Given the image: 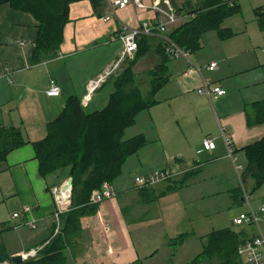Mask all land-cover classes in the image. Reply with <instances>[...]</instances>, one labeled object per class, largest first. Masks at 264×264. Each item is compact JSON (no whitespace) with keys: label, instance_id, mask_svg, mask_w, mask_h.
I'll return each instance as SVG.
<instances>
[{"label":"crops","instance_id":"0c3cea01","mask_svg":"<svg viewBox=\"0 0 264 264\" xmlns=\"http://www.w3.org/2000/svg\"><path fill=\"white\" fill-rule=\"evenodd\" d=\"M111 1L114 0L71 3L59 51L38 62L33 60L38 22L29 13L13 9L9 4L0 6V125L19 128L26 142L9 152L0 164V224L10 226L8 233L13 232L18 239L11 255L40 248L42 241L48 238L52 223L57 222L51 189L69 179L65 173L42 177L38 172L33 143L45 136L46 124L58 115L66 98L75 94L82 100L88 81L118 58L122 47L117 37L122 26L137 27L154 18V0H143L145 8H137L130 0L124 7H116L111 19L105 21ZM170 1L181 9L180 15L184 19L189 15L186 11L188 4L192 9L199 8V0ZM234 33L235 39L241 36ZM257 37L256 33L252 37L249 35L248 42L243 45L232 41L233 38L217 54L218 62L210 60L199 67L200 73L189 71L192 69L189 64L180 71H172L167 65L171 59L168 57V80L155 93L156 103L140 112L131 126L136 128L133 136L143 134L148 143L128 158L121 175L111 182L116 197L100 203L96 215L81 219L79 238L72 248L65 250L66 259L69 258L71 264H142L141 258L153 257L160 250L159 246L149 247L145 255L140 254V243L145 246L139 237L141 233L133 235L138 243L136 246L131 234V230H135L130 228L132 221L142 226L151 219L133 218L129 224L127 215L135 207L159 203L175 192L188 198L192 194L190 190L215 182V179L219 180L215 183L219 194V184L225 185L220 177L227 175L224 166L235 169L220 137V127L225 129L233 143L234 156L243 173L246 166L243 149L264 137V124L254 122L253 108L254 103L264 100V39L257 42ZM163 53L160 41L149 37L147 52L135 62L133 69L139 66L145 68L144 73L151 71L162 63ZM212 62L216 67L208 70L207 66ZM49 78H54L59 85L58 96L45 94ZM202 79L223 88L225 95L209 100L200 94L197 89ZM106 83L95 89L85 107L93 104L94 111L106 104L112 90L99 99ZM142 83L137 82L139 88L145 90L144 93L141 91L143 97H147L149 81ZM205 137L214 140L213 150L203 149L201 142ZM131 160L134 161L128 166ZM166 168L186 170L177 179L185 176L184 184L177 186L168 181L156 184L145 190L146 193H155L154 201L142 200L137 189L132 188L134 177ZM240 180L252 189L253 180L248 174ZM231 187L225 191H228L232 203L243 204L241 192L238 200L232 195L240 185ZM130 196L137 198L133 200ZM25 207L30 208L28 213L24 212ZM16 212L21 214L20 218L12 217ZM28 221H33V228L27 225ZM181 234L183 232L173 229L172 234H167L169 242L165 246ZM184 234L186 237L193 235L192 232ZM112 258L114 262H111Z\"/></svg>","mask_w":264,"mask_h":264},{"label":"trees","instance_id":"16d2710c","mask_svg":"<svg viewBox=\"0 0 264 264\" xmlns=\"http://www.w3.org/2000/svg\"><path fill=\"white\" fill-rule=\"evenodd\" d=\"M77 1L80 0H0V6L9 4L13 9L29 13L38 22L33 49V60L38 62L59 51L64 26L69 20V5ZM236 2L199 0V8L196 9L188 4L186 11L193 17L173 27L169 32L170 38L183 50L194 54L202 48L206 32L215 31L220 39L235 36L236 33L221 25L225 18L240 11ZM177 11L181 13V9ZM254 15L259 30L264 32V6L255 8ZM148 44L149 37L138 38L134 58L114 78V90L101 109L88 112L81 104V96L70 95L58 115L46 124L45 136L33 143L39 174L46 177L65 173L66 178H71V199L69 208L58 214V223H52L50 235L42 241L36 256L29 257L20 264H66L65 250L72 248L79 238L81 219L98 212L100 203L91 202L92 192L100 189L104 182L111 183L119 177L128 158L148 143L143 134L123 138L125 130L135 124L136 116L156 103L155 93L168 80V57L163 53L162 63L149 71L150 91L147 97H143L132 68L146 54ZM253 108L254 122L264 124V100L254 103ZM25 143L19 128L0 125V164L9 152ZM243 151L246 166L242 178L244 174H248L253 180L252 190H255L264 183V137L246 146ZM185 181L186 177L183 176L181 180L168 182L178 186ZM146 189L148 188L137 189L138 194L145 202H151L155 195L148 197L150 192L146 193ZM240 192L239 187L233 191L235 200L239 199ZM240 196L242 197L241 193ZM10 228L0 224V235ZM250 236L242 228L213 231L205 237L202 253L190 264L212 258H216L218 264H243L237 255V248ZM185 238L186 234H181L169 246H179ZM5 261L12 264L0 239V263Z\"/></svg>","mask_w":264,"mask_h":264},{"label":"rangeland","instance_id":"374dc122","mask_svg":"<svg viewBox=\"0 0 264 264\" xmlns=\"http://www.w3.org/2000/svg\"><path fill=\"white\" fill-rule=\"evenodd\" d=\"M236 1V3L240 6V11L225 18L222 22L221 27H228L232 32L240 33L239 35L241 36H237L239 38L236 39L234 38L236 35L231 37L230 39H220L215 31H209L205 33L202 39V48L195 54L190 53L185 59L183 57L171 58L167 62L168 67L172 71H180V69L185 68L188 64L190 66L193 65L199 68L207 64L210 60H216L218 62L217 54L222 50L224 45L233 38L235 40L232 41H239V45H243L245 41L248 42L249 35L252 37L254 33L258 35V37L256 38L257 42L264 39V34L259 30L254 15V9L264 6V0ZM83 59L84 57L82 58V60ZM132 59L133 58L129 57L123 58L118 66H115L114 64L111 67V74H109L107 76V79L105 80V82L107 81V83L99 93V99L103 94L109 92V90L113 91L114 87L112 83L114 78H116L123 71L128 63L132 61ZM231 63L232 62H230V64ZM133 68L132 71L135 76L136 82L140 84L142 82L149 81L150 75L149 72L144 73L145 68L139 66L135 69ZM139 68H143L144 70L140 69V71ZM203 73L204 72H202V74ZM136 74H138V76ZM140 88L144 93V88ZM92 105H90L89 107H85L86 111H92ZM139 126L140 123L137 127ZM135 129V127L127 128L124 132L123 138L127 139L132 137L134 134L133 131L135 132ZM132 161L134 160H131L128 166L133 163ZM235 165H240L239 160L235 161ZM224 167L225 168L223 169V171L225 172V174L227 172V175L220 177V180L222 179L225 181V185L219 184V194L215 184L216 182L219 183V180L215 179V182H207V184H203L205 187L201 185L190 190L192 194L188 198H186L184 194H178L175 192L172 194H168V196L164 198L165 200H161L159 203H152L147 206L135 207L133 208V210H131L130 214L127 215L129 224L132 220H134L133 218L145 217V219L147 220L151 219L148 223H145L142 226H138L137 222L134 223V221H132L130 224V228L135 230L134 232L131 230L135 245L138 246L137 240L133 236L134 233H141L139 234V237L140 240L142 238L141 241L145 245L144 247H142L140 243V246L138 248L139 253L145 255L149 247L152 248L155 245L159 246L160 249L153 257L141 258L143 261L142 264H190L200 253H202V243L204 242L206 235H209L213 231L222 228H232L234 230L242 228L249 234H256L258 232V228L255 224L241 226H236L233 224V219L236 218L240 213L248 212L249 208L246 204H233L228 191H225L226 188H229V186L231 187L240 185V178L242 179V170H239L237 173L235 169L233 171L230 170V168L226 165ZM140 176L143 175L141 174L134 177L133 183H135V179ZM231 183L233 185H231ZM244 187L247 190L248 194H250L251 207L253 208V210L257 211L261 203H264V187L260 186L255 190H252L247 185H244ZM132 188H136V184H132ZM149 192L150 194H148V197L152 198L155 193L153 191ZM130 198L135 200L137 196H130ZM180 202L181 204H179ZM177 204L178 206H175ZM156 213H158V217H155ZM155 218L161 219L156 220ZM176 219L177 222H175ZM258 226L262 232V235L264 236L263 215H260L258 217ZM173 229H178L180 232H183V234L184 232H192L193 235L190 234V236H187L179 246L177 245L175 247V249L173 247H169V245H166V247L165 243L169 240L166 238L167 234H172ZM0 239L5 245L9 257L11 258L13 255H11L10 251L15 248L18 240L17 237H15V234L13 232L8 233V231H5L0 235ZM26 248L27 247H25L24 249ZM38 249L39 248L34 249L36 253ZM30 250L31 249H26L25 252H22L26 253ZM36 253L33 256L29 257H35ZM172 253L174 255H172ZM111 260V262H114V258H112ZM121 261L122 260H120L119 262ZM0 264H10V262L6 261V263ZM67 264H71V260L69 258L67 260ZM198 264H218V261L216 258H212L209 260L203 259L202 261L198 262Z\"/></svg>","mask_w":264,"mask_h":264},{"label":"built area","instance_id":"2783aa9c","mask_svg":"<svg viewBox=\"0 0 264 264\" xmlns=\"http://www.w3.org/2000/svg\"><path fill=\"white\" fill-rule=\"evenodd\" d=\"M130 0H114L111 1L108 5L107 15L104 17V20L107 21L111 19L114 15L116 7H124ZM132 3L137 8H145L143 0H131ZM152 9L154 10V18L152 20H146L141 22L137 27H127L122 26L120 29L117 39L121 43V51L119 53L118 59H116L109 67H107L102 73L97 75L95 78L90 79L86 85V94L81 100V104L85 106L88 103V100L91 94L97 89L105 80L107 76L111 74V67L115 64L118 66L123 58L129 57L134 58L137 51V40L139 37L145 36L150 38H156L160 41L163 46L164 53L169 58L175 57H184L187 58L188 52L179 47L169 36L170 30L184 22V19L180 13H178L177 8L173 6L170 0H154L152 3ZM193 17L188 15L187 19ZM216 67V63L212 62L207 66L208 70H213ZM192 69L189 71H195L200 73V69L191 65ZM60 87L57 84L54 78H49L48 88L45 90L47 96H58L60 94ZM197 91L200 94L205 95L209 100L212 98H217L225 95L226 91L217 85H212L210 82L201 80V84L198 87ZM220 137L222 138L228 157L235 163V148L225 129L220 127ZM201 145L204 150L211 151L215 148V142L210 137H205ZM235 171L238 173L242 167L235 165ZM186 170H180L175 168H166L163 170L155 171L135 179V184L137 189L150 188L156 184L177 180ZM241 179V178H240ZM65 180L59 186H55L51 189V194L56 205L55 218L56 223H58V214L65 211L70 205L71 199V188L64 189L66 185ZM240 180V190L242 195L243 204H246L249 208L248 212L240 213L236 218L233 219V224L236 226L240 225H256L258 232L250 236L244 243L238 246L237 255L242 261L243 264H264V236L258 226V217L260 215L264 216V203H261L257 211L253 210L251 207L250 194H248L244 185H242ZM116 197V192L114 191L111 183L104 182L100 189H97L92 192L91 202L93 203H102L105 200H109ZM24 212L28 213L30 211L29 207H25ZM13 218H20L21 214L16 212L12 214ZM27 225L30 228L34 227L33 221H28ZM58 230V228H57ZM56 230V231H57ZM36 253L34 249L26 253H22L24 259L29 256H33ZM2 263H6L2 262Z\"/></svg>","mask_w":264,"mask_h":264},{"label":"water","instance_id":"95a60500","mask_svg":"<svg viewBox=\"0 0 264 264\" xmlns=\"http://www.w3.org/2000/svg\"><path fill=\"white\" fill-rule=\"evenodd\" d=\"M70 188H71V178L67 179L64 189H70ZM10 260L12 264H20L25 259L23 258L22 254H16V255H13L10 258Z\"/></svg>","mask_w":264,"mask_h":264}]
</instances>
